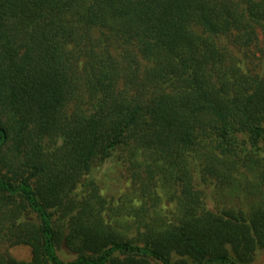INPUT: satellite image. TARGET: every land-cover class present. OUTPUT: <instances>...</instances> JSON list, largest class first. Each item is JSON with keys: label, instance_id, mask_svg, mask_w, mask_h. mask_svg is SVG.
I'll list each match as a JSON object with an SVG mask.
<instances>
[{"label": "trees", "instance_id": "trees-1", "mask_svg": "<svg viewBox=\"0 0 264 264\" xmlns=\"http://www.w3.org/2000/svg\"><path fill=\"white\" fill-rule=\"evenodd\" d=\"M257 30L264 56V0H0V264H249L264 248V69L233 50ZM123 147L173 205L131 236L85 178ZM204 185L248 204L208 207Z\"/></svg>", "mask_w": 264, "mask_h": 264}, {"label": "rangeland", "instance_id": "rangeland-1", "mask_svg": "<svg viewBox=\"0 0 264 264\" xmlns=\"http://www.w3.org/2000/svg\"><path fill=\"white\" fill-rule=\"evenodd\" d=\"M262 35L257 30V38L253 44L243 49H234L233 54L242 59L241 64L246 69L256 73L264 69V56L261 55ZM140 68L148 62L139 57ZM141 155H135L129 148L123 147L113 150L103 161L95 162L91 171L85 176L91 179L93 187L104 199V213L117 230L131 236L138 220L150 215L169 216L172 203H168L164 196L156 175L148 176L146 166ZM238 182L241 176H236ZM241 184H244L242 181ZM87 188V186H84ZM204 203L208 207L221 208L235 206L246 208L248 198L237 192L219 187H202ZM12 256L19 260L30 258V249L26 245H15L8 248ZM62 259H71L73 254L66 249H59ZM264 263V248L257 250L249 264ZM158 264V263H154Z\"/></svg>", "mask_w": 264, "mask_h": 264}]
</instances>
